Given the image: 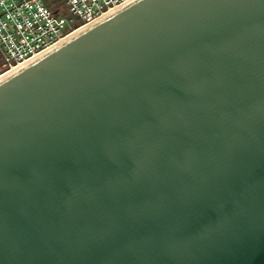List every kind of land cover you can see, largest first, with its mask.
<instances>
[{
  "label": "water",
  "instance_id": "obj_1",
  "mask_svg": "<svg viewBox=\"0 0 264 264\" xmlns=\"http://www.w3.org/2000/svg\"><path fill=\"white\" fill-rule=\"evenodd\" d=\"M0 264H264V0H130L0 79Z\"/></svg>",
  "mask_w": 264,
  "mask_h": 264
},
{
  "label": "built area",
  "instance_id": "obj_2",
  "mask_svg": "<svg viewBox=\"0 0 264 264\" xmlns=\"http://www.w3.org/2000/svg\"><path fill=\"white\" fill-rule=\"evenodd\" d=\"M128 1L65 0L58 11L44 0H0L3 72L29 62Z\"/></svg>",
  "mask_w": 264,
  "mask_h": 264
},
{
  "label": "rangeland",
  "instance_id": "obj_3",
  "mask_svg": "<svg viewBox=\"0 0 264 264\" xmlns=\"http://www.w3.org/2000/svg\"><path fill=\"white\" fill-rule=\"evenodd\" d=\"M44 1L48 4L50 8L53 7L55 10H58V11L62 10L63 4L65 2V0H44ZM2 72H3V69L1 67V59H0V73Z\"/></svg>",
  "mask_w": 264,
  "mask_h": 264
},
{
  "label": "bare ground",
  "instance_id": "obj_4",
  "mask_svg": "<svg viewBox=\"0 0 264 264\" xmlns=\"http://www.w3.org/2000/svg\"><path fill=\"white\" fill-rule=\"evenodd\" d=\"M88 26V25H87ZM74 33H72L71 35H73ZM70 35V36H71ZM69 37V36H68ZM67 37V38H68ZM66 39V38H65ZM64 40V39H63ZM24 64H26V63H24ZM24 64H22V65H24ZM22 65H19L18 67H20V66H22ZM18 67H14V68H12L11 70H8V71H6V72H2V73H0V79H2L3 77H5L6 75H8L9 73H11L12 71H14L15 69H17Z\"/></svg>",
  "mask_w": 264,
  "mask_h": 264
}]
</instances>
